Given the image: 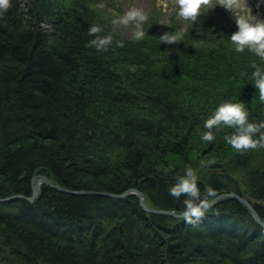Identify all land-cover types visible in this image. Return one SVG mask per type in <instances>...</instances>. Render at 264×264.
<instances>
[{
  "label": "trees",
  "instance_id": "trees-1",
  "mask_svg": "<svg viewBox=\"0 0 264 264\" xmlns=\"http://www.w3.org/2000/svg\"><path fill=\"white\" fill-rule=\"evenodd\" d=\"M104 2L11 0L0 13V200L30 197L45 176L70 191L136 189L149 208L179 213L184 196L168 189L192 167L202 197L235 193L264 222V146L234 149L226 125L201 138L225 100L264 120L252 77L264 60L229 42L234 12L212 0L193 24L175 11L169 31H187L169 44L153 11L145 37L124 41ZM92 24L114 37L106 51L89 44ZM200 151L209 156L191 158ZM0 264H264V229L231 198L190 223L146 212L136 194L43 186L33 202H0Z\"/></svg>",
  "mask_w": 264,
  "mask_h": 264
},
{
  "label": "clouds",
  "instance_id": "clouds-1",
  "mask_svg": "<svg viewBox=\"0 0 264 264\" xmlns=\"http://www.w3.org/2000/svg\"><path fill=\"white\" fill-rule=\"evenodd\" d=\"M11 5V0H0V13L6 11ZM177 16L190 20L193 24L201 15L202 6L211 7L212 0H177ZM264 6V0H256L255 8L259 10ZM223 7L228 10L233 8H245L240 0H224ZM248 9L251 6H247ZM148 19V13L138 7H133L117 15L113 23L131 25L133 27V39L141 40L146 33L143 27L144 22ZM235 23L237 28L227 38L237 52H244L247 49L254 53L261 60H264V15L259 11L253 12L245 10L235 14ZM186 28L179 31H167L160 35L161 42L177 43L182 39ZM89 35L93 38L89 44L95 46L98 50H107L113 43L114 37L111 34L96 35L103 32L100 24H92L88 29ZM121 45L123 42H120ZM254 86L258 89L259 99L264 101V67L254 66L252 72ZM229 126L232 131L226 134L224 139L227 144L236 150H247L264 146V120L259 122L249 120V112L245 102L240 100L233 102L225 100L218 104L212 114L203 122L207 131L202 133V140L213 141L214 129L222 126ZM169 193L177 198L184 196V208L179 211L185 222L195 223L204 216L206 209L211 201L208 197L215 195V190L209 186L207 196H201V189L198 186V177L196 170L192 167H186L182 175L176 178V181L170 185Z\"/></svg>",
  "mask_w": 264,
  "mask_h": 264
},
{
  "label": "rangeland",
  "instance_id": "rangeland-1",
  "mask_svg": "<svg viewBox=\"0 0 264 264\" xmlns=\"http://www.w3.org/2000/svg\"><path fill=\"white\" fill-rule=\"evenodd\" d=\"M218 1L219 2L217 3V0H216L217 6L218 4H220L219 9H221L223 7L224 0H218ZM176 3H177V0H106V2H104V5H106V8H108L107 10L112 12L114 18L117 15H122L124 12H126L127 10L133 7H138L141 10L146 11L148 13V19H149V15L151 12L158 11L160 14L159 29L161 30L163 34L164 32L169 31L170 15L173 12L177 11L176 7L174 6L176 5ZM240 3H242L246 7L245 8H233L231 11L226 9L225 7L224 8L230 12H234V14H239L240 12H243L245 10H251L253 12L259 11L261 15H264V6H261L259 10L255 8L256 0H240ZM249 5L251 6L250 9L247 8V6ZM148 19L146 21H148ZM146 21L144 22V24L146 23ZM112 29L124 41H128L133 37V27L131 25L112 23ZM223 148H219L220 153L218 151V154L210 153L211 156L215 157L214 158L215 160H218V161L223 160L221 156L227 153V151L225 150L227 147L224 149ZM198 154H202V156L199 155V157L201 156L204 159H206V157L209 156L207 152H201L197 154L194 152L192 153L191 158L193 159ZM170 158H171V162L174 164L179 163L183 166L186 162V159H180L175 156H171ZM191 158H188V160L189 161L192 160ZM198 224L203 226L209 223L200 222Z\"/></svg>",
  "mask_w": 264,
  "mask_h": 264
},
{
  "label": "water",
  "instance_id": "water-1",
  "mask_svg": "<svg viewBox=\"0 0 264 264\" xmlns=\"http://www.w3.org/2000/svg\"><path fill=\"white\" fill-rule=\"evenodd\" d=\"M43 186H49L55 190L61 191V192H65V193H74V194H88V195H101V196H106V197H110L113 199H123L126 196H128L129 194H136L138 196L139 199V203L141 205V207L148 213L151 214H156V215H166L169 217H173L176 219H184L182 216H180L178 213L173 212V211H167V210H160V209H151L149 208L146 204H145V198H144V194L142 192H140L139 190L133 189V190H129L126 191L125 193L122 194H110L107 192H103V193H99V192H88V191H70L67 190L59 185L54 184L52 181H50L47 177L45 176H41V177H34L33 181H32V194L30 197H25L22 195H16L12 198H7V199H3L0 200V202H7L10 199H14V198H20V199H25L29 202H33L38 195L40 194L42 187ZM225 198H231V199H235L238 202H240L241 204H243L248 211L250 212L252 218L255 220V222L260 225L261 227L264 228V222L261 219L259 213L257 212L256 208L252 205V203L250 201H248L246 198H243L235 193H226V194H222L217 196L214 200L211 201L209 207L206 209V211L208 209H210L212 206L216 205L217 203H219L221 200L225 199ZM205 211V212H206Z\"/></svg>",
  "mask_w": 264,
  "mask_h": 264
},
{
  "label": "bare ground",
  "instance_id": "bare-ground-1",
  "mask_svg": "<svg viewBox=\"0 0 264 264\" xmlns=\"http://www.w3.org/2000/svg\"><path fill=\"white\" fill-rule=\"evenodd\" d=\"M23 196V195H22ZM26 197V196H25Z\"/></svg>",
  "mask_w": 264,
  "mask_h": 264
}]
</instances>
